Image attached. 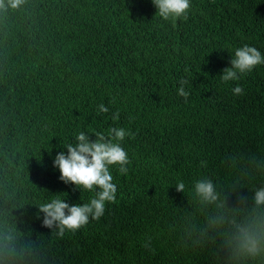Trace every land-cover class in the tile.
Returning <instances> with one entry per match:
<instances>
[{
  "label": "trees",
  "instance_id": "trees-1",
  "mask_svg": "<svg viewBox=\"0 0 264 264\" xmlns=\"http://www.w3.org/2000/svg\"><path fill=\"white\" fill-rule=\"evenodd\" d=\"M190 4L175 26L151 0L0 9V264H264V255L230 258L228 223L209 226L264 213L253 203L264 187V65L220 79L236 48L264 54V0ZM237 84L244 95L233 94ZM111 127L134 133L121 142L128 172L110 167L116 200L99 220L58 236L42 226L40 205L94 193L62 182L53 160L80 132L94 139ZM204 179L218 193L212 204L194 190Z\"/></svg>",
  "mask_w": 264,
  "mask_h": 264
},
{
  "label": "clouds",
  "instance_id": "clouds-1",
  "mask_svg": "<svg viewBox=\"0 0 264 264\" xmlns=\"http://www.w3.org/2000/svg\"><path fill=\"white\" fill-rule=\"evenodd\" d=\"M156 8V13L163 20H171L173 26L177 20H187L191 7L190 0H151ZM24 0H0V9L7 7L18 8ZM230 66L222 70L220 79L224 82L239 81L246 73L251 72L257 65H264V54L254 46L244 44L234 50ZM186 79L179 81L177 94L187 102L189 91L185 85ZM234 95H244V89L237 84L233 87ZM109 109L98 105V112L107 113ZM114 121L119 119V112L112 115ZM94 139H90L89 133L80 132L75 136L74 142L63 144L67 152L60 151L53 160V166L59 169V179L65 184H72L77 189H83L94 193L88 202L69 204L61 197L52 198L50 202L42 203L39 211L43 213L42 226L57 230L58 236H63L65 231L75 232L85 226L89 220H99L105 212L106 203H114L117 187L113 183L110 167L118 165L121 174L128 172L130 163L122 141L131 137L134 133L123 127H111L107 132L96 131L91 133ZM177 192H183L185 185L179 182L175 185ZM196 195L202 203L212 204L218 200V193L211 180H198L194 184ZM246 203V198H241ZM253 203L258 208L264 205V187L259 188L253 195ZM222 206V205H221ZM227 222L231 231L224 241V247L229 257L237 260H245L264 255V213L255 209L239 220L229 219L226 216H218L209 221L210 227H220Z\"/></svg>",
  "mask_w": 264,
  "mask_h": 264
}]
</instances>
